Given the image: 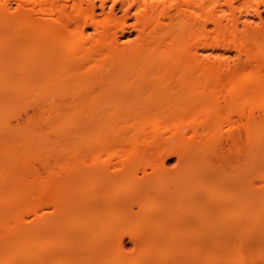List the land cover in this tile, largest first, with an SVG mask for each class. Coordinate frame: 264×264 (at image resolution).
<instances>
[{
  "label": "bare ground",
  "instance_id": "obj_1",
  "mask_svg": "<svg viewBox=\"0 0 264 264\" xmlns=\"http://www.w3.org/2000/svg\"><path fill=\"white\" fill-rule=\"evenodd\" d=\"M0 264H264V0H0Z\"/></svg>",
  "mask_w": 264,
  "mask_h": 264
},
{
  "label": "rangeland",
  "instance_id": "obj_2",
  "mask_svg": "<svg viewBox=\"0 0 264 264\" xmlns=\"http://www.w3.org/2000/svg\"><path fill=\"white\" fill-rule=\"evenodd\" d=\"M134 37L133 35L130 38ZM214 52L224 54V57L229 61L234 62L238 60L239 52L231 45L230 40L224 36H215L214 38ZM261 50L253 48L249 51L250 55L259 53ZM176 158L172 157V165H176Z\"/></svg>",
  "mask_w": 264,
  "mask_h": 264
}]
</instances>
